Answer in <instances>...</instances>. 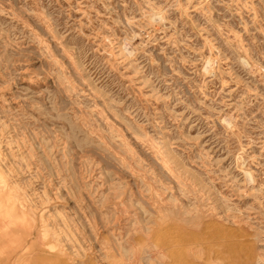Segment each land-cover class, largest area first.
<instances>
[{
  "label": "rangeland",
  "instance_id": "374dc122",
  "mask_svg": "<svg viewBox=\"0 0 264 264\" xmlns=\"http://www.w3.org/2000/svg\"><path fill=\"white\" fill-rule=\"evenodd\" d=\"M0 234L7 264H264V0H0Z\"/></svg>",
  "mask_w": 264,
  "mask_h": 264
},
{
  "label": "crops",
  "instance_id": "0c3cea01",
  "mask_svg": "<svg viewBox=\"0 0 264 264\" xmlns=\"http://www.w3.org/2000/svg\"><path fill=\"white\" fill-rule=\"evenodd\" d=\"M1 238H2V237H1V234H0V240H1ZM0 245H1V244H0ZM0 264H7V263H5V262L3 261V259L1 258V259H0Z\"/></svg>",
  "mask_w": 264,
  "mask_h": 264
},
{
  "label": "bare ground",
  "instance_id": "6f19581e",
  "mask_svg": "<svg viewBox=\"0 0 264 264\" xmlns=\"http://www.w3.org/2000/svg\"><path fill=\"white\" fill-rule=\"evenodd\" d=\"M122 50V49H121ZM124 52V51H123ZM116 218V217H115ZM115 220H117V219H115ZM60 232V231H59ZM58 241V240H57Z\"/></svg>",
  "mask_w": 264,
  "mask_h": 264
}]
</instances>
